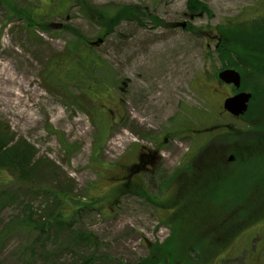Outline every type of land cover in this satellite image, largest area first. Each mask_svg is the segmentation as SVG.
Wrapping results in <instances>:
<instances>
[{
	"label": "rangeland",
	"instance_id": "374dc122",
	"mask_svg": "<svg viewBox=\"0 0 264 264\" xmlns=\"http://www.w3.org/2000/svg\"><path fill=\"white\" fill-rule=\"evenodd\" d=\"M196 1L205 12L189 18L188 0H0V61L25 83L17 90L23 109L36 113L26 123L0 102V264H140L173 239L171 221L179 225L174 249L185 258L175 263L168 254L164 263L192 264L193 247L199 264H264V207L254 211L262 216L256 223L242 214L229 231L225 220L260 180L264 162L216 178L226 184L208 194L209 219L189 190L176 197V187H167L173 178L183 182L177 170L220 136L219 122L264 128L256 99L235 125L223 111L234 90L218 73L239 58L229 48L214 50L224 30L246 38L236 27L254 21L252 11L264 13V0ZM124 8L131 16L118 15L112 31L95 13ZM86 47L101 71L97 59L87 63L93 70H71L80 60L71 50ZM87 85L98 89L95 96ZM217 141L215 156H234ZM141 147L157 150L161 163L126 173ZM202 170L208 180L222 172Z\"/></svg>",
	"mask_w": 264,
	"mask_h": 264
},
{
	"label": "trees",
	"instance_id": "16d2710c",
	"mask_svg": "<svg viewBox=\"0 0 264 264\" xmlns=\"http://www.w3.org/2000/svg\"><path fill=\"white\" fill-rule=\"evenodd\" d=\"M188 1H192L187 7L188 13L195 14V13L205 12L204 4L198 3L196 0H188ZM120 10L121 11L117 14H113L112 12L110 13L108 12V10L101 11V12H97V11L95 12L98 20L104 19L103 22L101 23L104 24L103 26L107 29L106 31H112L114 26L120 21V19L118 18V15H120V18H124L125 15L131 16L130 14L124 15V12H128L129 8H124V10L122 9ZM28 18L31 19L30 17ZM158 22H159V19L158 21L156 20V23ZM72 50L70 52L72 53L71 55H75L77 53V55L80 58L79 61H76L74 65H72L71 67L72 71H74V68L79 69L80 72H83L85 70L90 71L92 68H94L91 65H90V70L88 68L89 66L87 63L92 62V60L94 59H97L96 56L92 54L91 51L88 50V47H86V49L80 52H76V49H72ZM101 63L102 62L99 61V71H101V68H102ZM60 66L61 65L55 66L57 71L60 68ZM65 67L67 68L66 65ZM68 74L70 75V72H68ZM89 84L92 85L90 82ZM105 86H108V84L104 86L101 85L102 93L104 92L106 88ZM87 87H88V93H89L92 88L88 85ZM92 91L93 93H91L90 95L93 97L95 96L94 94L97 93L98 89L97 90L92 89ZM109 94L110 93H108L107 95ZM221 132L219 134L220 135L219 137L209 142V144L203 147V150L201 152H198L197 155L192 157L191 162H187L189 164H187L188 166L186 168L181 167L177 170L178 171L177 177L179 178L181 177L182 179H180V181H183V182H179V181L177 182L176 190L174 191L175 196L176 197L178 196L177 193L184 194L188 192L189 190L190 200L192 201L194 208H197V209L202 208L205 211L204 214H202V216H206L207 219H209V216H212L214 213L213 210L211 211V208H212L211 204L208 203L210 199L208 197L209 192L214 191L212 193H215V194L219 193L220 192L219 190L222 189L221 188L222 185L226 184L225 182L223 184L217 183L220 181L216 180V178H221L222 180V178L225 179L227 177H232L234 173L232 171H236V170H241L242 171L241 175H242L243 172L246 173L248 172L249 169H252V167H255L257 163L264 162V134H263L264 129L262 128V126L258 128L255 127L253 129H248V128L240 129L239 127L236 128L233 125H229L227 129H223ZM220 137L221 139H223V141H225V144L229 148L227 152L233 154L234 157L236 158V160L231 165L232 168H229L231 171L227 169V167L225 166L226 160H227L223 158V156L225 155V151L219 157L214 155L215 154L214 152L218 148L217 140ZM243 138L245 140H243ZM204 150L206 151L205 154H203ZM217 150H219V154H220L222 148L220 147V149H217ZM204 167L206 168V170H209V171L220 168L222 172L218 176L211 177V178H214V180L212 179L208 180L209 179L208 177L201 179L202 177H204V175H202V172H203L202 169H204ZM214 167L216 169H214ZM260 175H261V178L258 182L254 183L255 185L252 184L246 187L248 192L245 194V196L240 199L238 198V200L235 201L236 205L234 207L232 206L227 209V213L225 214L226 215L225 220H227L228 224H230L228 225L230 226V228L228 229L229 231L234 226L236 227V225H239L240 222H237V218L239 217L242 218V216L240 215L247 214L249 217H252L254 216L253 214L254 211H256L259 208L264 207V172L261 173ZM238 178H240V175ZM253 185L254 187H252ZM143 192L144 190L142 191V193ZM217 199L222 200L223 198L221 199L220 197H218ZM220 204L222 206H225L223 202H221ZM180 210H186L185 206H181ZM260 216L261 214L257 212V214L254 216L256 218L253 220L252 224L256 223L257 219ZM229 217L234 219V221L230 222L228 220ZM246 220H247V217H246ZM250 220L252 221V218H250ZM243 221H242L243 223H246L245 220ZM236 222L238 224H236ZM251 225L247 227H250ZM178 226L179 225L177 224H174V223L172 224V221H171L173 239L167 240V243L163 247L156 248V249L153 248V252H155L156 254L150 259V261L147 260L146 262L145 261L140 262V264H167V263H164V260L166 257H169L168 254L171 255L172 262H175V263H180V261L183 262L184 261L183 258L185 257L181 254L180 251H177V249H174V246H173V244H175L174 240L178 238V234H177ZM229 231H225L224 233L229 232ZM242 231H244V229ZM223 235H218L217 237L220 238ZM188 249L194 250V254L196 255L194 259L191 261L192 264H199L200 262L198 260H199L200 254L198 252L197 253L195 252L198 250H195L193 247H190ZM159 253H161L162 256L160 258H157L159 256Z\"/></svg>",
	"mask_w": 264,
	"mask_h": 264
},
{
	"label": "flooded vegetation",
	"instance_id": "af4514ba",
	"mask_svg": "<svg viewBox=\"0 0 264 264\" xmlns=\"http://www.w3.org/2000/svg\"><path fill=\"white\" fill-rule=\"evenodd\" d=\"M252 14L253 15L250 16V19L254 21H250L249 24H242L239 21V24L236 27L238 29V33L241 31L248 32L246 38H232L233 34L237 33L232 34L229 30H224V34L218 37L214 50L216 51L218 49L229 48L235 51L236 55H238L239 61L232 62L231 60H225L227 62V65H225V67L221 69H234L239 73L241 78V84L238 89H235L233 84L227 85L228 87L230 86L232 90H234V92L229 96L241 92V90L248 92L249 94H251L247 109L248 114H250L249 111L254 108V102L258 100L261 114L264 117V44L262 43L264 42V13L256 14L254 13V11H252ZM219 83L222 82L219 81ZM255 112L258 113V111ZM231 116L233 117L232 120L234 122V125L236 120L241 121L243 117H235L233 115ZM219 125L223 129H227V127L229 126L228 124L221 122H219ZM235 127L237 128V126ZM242 128L247 129V127H240V129ZM194 156L195 155H190L185 163L191 161L192 157ZM159 162L161 163V161H159L157 150L152 152V154H149L146 152V150H144V148L141 147L137 154V162L135 163L136 165H134L133 163L130 166L126 167V173L132 174V172H135L133 170H136V172L138 173H142L143 171L144 173L145 171H148L150 169V165L153 167L159 164ZM227 164L228 158L225 164L226 167ZM170 174L172 175V172H170ZM176 185L177 183H175V178H173V180L167 185V187L174 188L176 187Z\"/></svg>",
	"mask_w": 264,
	"mask_h": 264
},
{
	"label": "bare ground",
	"instance_id": "6f19581e",
	"mask_svg": "<svg viewBox=\"0 0 264 264\" xmlns=\"http://www.w3.org/2000/svg\"><path fill=\"white\" fill-rule=\"evenodd\" d=\"M147 69L148 68L143 70V74H149L151 70L149 69L148 72ZM133 85L134 89H138V87H140V82L136 80L135 82H133ZM23 87H25V83L23 82V80L18 79V77L14 76L13 72L11 71V68L9 67V64H7V62L4 63L0 61V102L5 104L7 108H14L15 113L21 116L22 119L26 120V123L35 122L36 118L34 117V115L36 113L30 111L29 108L23 109V106L25 107L26 105V101L23 98L24 95H21L17 91H21V88ZM29 91L36 93L34 89H27V92ZM120 142L122 145L123 140H120Z\"/></svg>",
	"mask_w": 264,
	"mask_h": 264
},
{
	"label": "water",
	"instance_id": "95a60500",
	"mask_svg": "<svg viewBox=\"0 0 264 264\" xmlns=\"http://www.w3.org/2000/svg\"><path fill=\"white\" fill-rule=\"evenodd\" d=\"M202 15V14H199ZM194 15H189V18H192ZM178 26L185 27L186 22L182 21L178 23ZM100 41V40H99ZM102 42V40L100 41ZM218 78L221 79L225 84H233L236 89L240 87V75L234 69H224L218 73ZM124 83V82H122ZM251 94L245 91L236 93L235 95L229 96L224 100L223 108L228 113H231L234 116H241L247 110ZM229 160L233 159V156L229 157Z\"/></svg>",
	"mask_w": 264,
	"mask_h": 264
}]
</instances>
